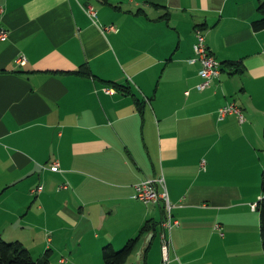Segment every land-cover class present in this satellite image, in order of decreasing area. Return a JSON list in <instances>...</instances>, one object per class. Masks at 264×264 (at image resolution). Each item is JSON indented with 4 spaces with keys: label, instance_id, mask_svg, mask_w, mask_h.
Here are the masks:
<instances>
[{
    "label": "crops",
    "instance_id": "crops-1",
    "mask_svg": "<svg viewBox=\"0 0 264 264\" xmlns=\"http://www.w3.org/2000/svg\"><path fill=\"white\" fill-rule=\"evenodd\" d=\"M258 1L0 0V240L48 264H104L103 247L138 238L125 264H161L162 205L134 195L162 178L179 222L168 264H264ZM197 32L220 64L202 91ZM238 61L243 75L222 71ZM226 105L244 121L219 119Z\"/></svg>",
    "mask_w": 264,
    "mask_h": 264
},
{
    "label": "built area",
    "instance_id": "built-area-1",
    "mask_svg": "<svg viewBox=\"0 0 264 264\" xmlns=\"http://www.w3.org/2000/svg\"><path fill=\"white\" fill-rule=\"evenodd\" d=\"M86 14L90 19L95 18V11L91 6L86 7ZM6 34L4 31H0V39L5 38ZM193 54L194 58L189 60V64H194L198 62L201 66V70L199 71V77L201 79V83L197 86L198 91H202L207 88L210 84V81L214 78H217L220 75V64L217 62L208 52L205 42L204 36L197 32L196 35V43L193 46ZM19 66H23L25 60L23 58H19L15 62ZM112 91L108 90L104 93L110 94ZM226 116H234L238 119L239 123L244 121L242 114H239V110L234 105H226L218 110V118L223 119ZM42 169H45L42 167ZM51 172H58L59 165L57 163H53L51 167H49ZM65 189V187L63 186ZM41 191V188L32 190L31 194H37ZM134 199L139 201L144 205H155L161 204L164 209V218L161 222V227L165 231V234L161 235L160 242V253H161V264L169 263V251L172 249V241H171V230L175 227L179 226V222L172 217L171 214V206L168 202L167 192L165 190V185L162 178L145 180L135 187V195ZM258 202H264V195H261L258 199ZM255 205L252 206V209L255 210ZM214 229L218 230V227L215 226Z\"/></svg>",
    "mask_w": 264,
    "mask_h": 264
},
{
    "label": "trees",
    "instance_id": "trees-1",
    "mask_svg": "<svg viewBox=\"0 0 264 264\" xmlns=\"http://www.w3.org/2000/svg\"><path fill=\"white\" fill-rule=\"evenodd\" d=\"M102 3H106L108 0H99ZM259 19L251 23V28L255 32L264 30V0H259L256 8ZM227 72L231 75H243L244 67L242 62L226 63L221 64ZM79 74V72H78ZM82 74V73H80ZM261 195H264V173L262 174L261 180ZM256 211L260 214L261 221V239H262V248L264 251V202H257L255 205ZM162 220L164 218V209L161 208ZM162 222V221H161ZM145 229L140 232V237L144 236L143 234ZM139 239H131L118 251L113 250L110 246H105L102 248L101 257L104 264H125L127 257L134 250L137 241ZM0 264H48L46 258L37 259L36 261L30 255L28 250H26L20 243L12 242L7 243L0 240Z\"/></svg>",
    "mask_w": 264,
    "mask_h": 264
},
{
    "label": "rangeland",
    "instance_id": "rangeland-1",
    "mask_svg": "<svg viewBox=\"0 0 264 264\" xmlns=\"http://www.w3.org/2000/svg\"><path fill=\"white\" fill-rule=\"evenodd\" d=\"M225 79H228V77L227 78L225 77ZM239 113H240V111H239ZM261 123H262V121H258V123H257V130H255L254 133H253V137H255L256 136V132H257V137H255L253 139V141H252V144L261 153V156H262V159H261L262 160L261 161V163H262L261 164V170H260L259 175H258L259 178H260L262 172H264V137H263V134H264V125L260 129L259 125ZM262 124H264V119H263V123ZM259 143H260V145H259ZM259 186H260V183H258V190H257V196H258V198L256 199V197H255L253 199V201L251 203L253 205L258 201V199L260 198V195H261V192L259 191ZM249 218L252 219L250 216H249ZM257 218H258V215L256 214V219ZM257 221H258V228H259V219H257ZM36 237H37V235H21L20 238L22 239V241H24V244H26V246H28V248H31L35 244V241L33 239L36 238ZM34 260L36 261L37 259H34Z\"/></svg>",
    "mask_w": 264,
    "mask_h": 264
},
{
    "label": "bare ground",
    "instance_id": "bare-ground-1",
    "mask_svg": "<svg viewBox=\"0 0 264 264\" xmlns=\"http://www.w3.org/2000/svg\"><path fill=\"white\" fill-rule=\"evenodd\" d=\"M239 114H241V113H239Z\"/></svg>",
    "mask_w": 264,
    "mask_h": 264
}]
</instances>
